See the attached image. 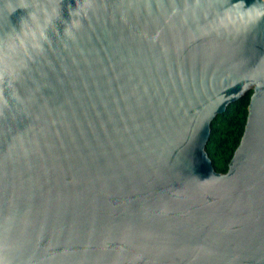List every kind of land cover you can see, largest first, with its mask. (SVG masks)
<instances>
[{
  "label": "water",
  "instance_id": "obj_1",
  "mask_svg": "<svg viewBox=\"0 0 264 264\" xmlns=\"http://www.w3.org/2000/svg\"><path fill=\"white\" fill-rule=\"evenodd\" d=\"M0 264H264V0H0Z\"/></svg>",
  "mask_w": 264,
  "mask_h": 264
},
{
  "label": "trees",
  "instance_id": "obj_2",
  "mask_svg": "<svg viewBox=\"0 0 264 264\" xmlns=\"http://www.w3.org/2000/svg\"><path fill=\"white\" fill-rule=\"evenodd\" d=\"M250 95L251 91L230 103L211 122V131L206 144V151L213 167L218 172H226L228 162L240 141L246 122Z\"/></svg>",
  "mask_w": 264,
  "mask_h": 264
}]
</instances>
